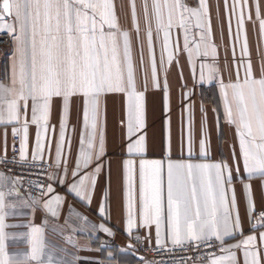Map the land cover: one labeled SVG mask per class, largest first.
I'll return each mask as SVG.
<instances>
[{
    "label": "snow or ice",
    "instance_id": "snow-or-ice-1",
    "mask_svg": "<svg viewBox=\"0 0 264 264\" xmlns=\"http://www.w3.org/2000/svg\"><path fill=\"white\" fill-rule=\"evenodd\" d=\"M131 25L139 37V14L136 0H128ZM225 12L229 18H236L237 42L243 36L242 55L248 56V44L245 32V20L252 22L255 29L259 26V35L264 39V15L261 4L256 0H232L229 9L228 0H224ZM255 9V19L252 9ZM140 13L146 25L149 55H152V25L157 34L163 33L161 68L164 55L171 64L173 52L170 48V33L179 28L184 33V51L187 52L189 63L193 55L216 57L215 46L211 39L210 15L208 0H194L189 5L187 0H140ZM219 15V13H217ZM193 21L196 29H203L200 42L190 48L188 33ZM0 30H6L11 36L14 48L12 53L11 87L0 84V124L19 123L21 112L27 116L28 102L31 101V121L37 126L36 148L33 159L42 154L40 129L46 130L50 113V102L53 97L62 98L65 112L68 100L72 96L84 98L83 121L89 129L87 141L81 136L80 152L72 171L73 180L67 191L74 194L80 201L90 202L95 187V176L101 167L97 163L93 172H85L93 160L99 161L104 151V137L100 133L99 143L96 142L98 98L105 93H123L127 103V154L143 156L145 136L140 134L144 129L143 93L137 91L135 67L132 58L129 32L123 30L115 10L113 0H0ZM143 65V53L140 57ZM244 67L241 80L239 72L235 82L219 83L224 102L225 120L235 127L239 141V161L243 163L244 173L248 179L256 175L264 178V67L259 77L253 74L251 62ZM200 80H213L218 69L209 64H201ZM208 75L205 77L204 69ZM152 83L158 87L156 64L151 60ZM147 81L145 79V87ZM189 93H185L187 99ZM165 110H167V84L165 83ZM187 110V108H186ZM203 111V108H201ZM27 119L23 124L24 140L21 144L20 157L25 158L27 141ZM167 124V122H166ZM65 126L64 116L61 117V142ZM17 129L13 127V136ZM61 142L57 143L56 166L60 165ZM167 146V140H166ZM189 160L168 159L166 165V200L167 237L173 245L183 246L185 243L212 247L213 240L219 242L221 254H211L208 264H238L236 250L243 252V264H264V231L256 235H247L242 240L227 244L226 238L234 233L242 234V223L236 211L234 195L231 201L226 193L231 190L233 176L226 162L192 163L191 142L188 144ZM200 155L206 157V140H200ZM233 161L238 160L233 153ZM164 173L163 160L140 159L139 162V226H155L157 244L161 243V231L165 224L164 206ZM67 161H65V176ZM0 179H4L0 173ZM49 179H54L49 176ZM61 185L66 183L61 178ZM124 210L126 231L131 233L136 226L134 206V161H124ZM0 187H4L0 185ZM264 188V185H262ZM0 190V264H65L54 259L47 250L43 229L32 225H9L5 223L7 213L6 197L13 194ZM246 200L248 223L252 229L254 205L249 184L243 185ZM47 193H52V185L47 186ZM18 195V193H17ZM106 195V194H105ZM35 200H33V204ZM62 203L60 195H52L44 203V208L57 216L56 206ZM25 206H27L25 202ZM264 207V197H262ZM104 201L99 206V215L106 219ZM257 220L264 224V211ZM9 227H27L26 233L17 234L26 239L28 250L23 254L10 256L6 251L5 241ZM99 230L113 235L111 230L101 223ZM139 239V237H137ZM69 242L71 240L69 239Z\"/></svg>",
    "mask_w": 264,
    "mask_h": 264
},
{
    "label": "crops",
    "instance_id": "crops-1",
    "mask_svg": "<svg viewBox=\"0 0 264 264\" xmlns=\"http://www.w3.org/2000/svg\"><path fill=\"white\" fill-rule=\"evenodd\" d=\"M115 10L119 17V23L123 30L129 32L131 41L132 58L135 67V79L137 91L143 93L144 129L138 135L145 136V151L143 156L127 154V103L123 93H105L98 98L96 142L99 143L100 133L104 137L105 154L99 161L93 163L85 172L94 171L97 163L101 170L95 176V187L90 202L80 201L74 194L67 191L72 182V171L76 165V159L80 152L81 136L85 142L89 129H86L83 121L84 98L72 96L68 100L67 110L64 109L62 98L53 97L50 102V113L46 130L40 129L42 143L44 145L42 154H37L35 160L53 164L50 173L54 179H49L48 185L53 188L52 193H47V187L41 197H33L26 194L20 187L19 182L4 174L0 179V190L13 189V194L6 197L7 213L5 223L9 225H32L43 229L47 250L51 251L57 261L65 264H146L140 263L136 252L128 245V237L135 232L140 233L146 242L152 247L173 245L167 237L166 227V165L168 159L189 160L188 144L191 142L192 163H219L226 162L232 171V184L226 195L231 201L233 190L236 199V211L242 223V234L234 233L233 237L226 238L227 244L236 243L247 235L259 236L264 231L259 222L252 229L248 223L246 212V200L243 185L249 184L252 191L254 214L262 207L264 197V178L259 175L248 179L244 173L243 163L239 161V141L236 136L235 127L229 125L225 120L224 102L220 92L219 83L222 80L227 84L235 82L237 72L242 80L244 67L250 61L253 74L259 77L264 67V39L259 35L258 23L253 28L252 22L245 20V32L248 44V56L242 55L243 36L237 42L236 18H229L225 12L224 0H208L211 39L210 43L215 46L216 57H203L193 55L189 63L187 52L184 51V33L179 28H174L170 33V48L173 52L171 64L167 62V54L164 55V65L161 68V54L163 46V33L157 34L155 25H152V55H149L146 25L142 13H140V0H136L139 14V37L131 25L130 10L127 7L128 0H113ZM256 0H249L254 4ZM261 12L264 15V0H259ZM189 5L194 0H187ZM229 9L232 0H228ZM219 13V15H217ZM255 19V9H252ZM194 21L188 33L189 46L194 48L195 43L200 42V33L203 29H196ZM6 31V30H4ZM13 42L6 50L4 59L0 63V84L11 87L12 76V53ZM143 53V65L140 57ZM154 58L157 72L158 87L152 83L151 60ZM209 64L218 69L216 78L213 80H200L201 64ZM205 77L208 70H204ZM145 79L147 86L145 87ZM165 83L167 84V110H165ZM189 93L187 99L184 94ZM187 108V110H186ZM203 108V111H201ZM64 116L65 126L61 142V117ZM25 119L29 121L27 128V141L25 146V158L33 159L36 148L37 126L31 121V101L28 102L27 116L21 112L19 123L0 124V156L9 154L13 144H18L19 152L24 140L23 124ZM167 122V124H166ZM13 127L17 134L13 136ZM206 140V157L200 155V140ZM167 140V146H166ZM61 142L60 165L56 166L57 143ZM233 153L238 160L239 176L237 174V163L233 161ZM163 160L165 163L164 173V206L165 224L161 231V243L157 244L155 226H139V162L140 159ZM134 161V206L136 226L131 233L126 231L124 210V161ZM65 161H67V175L65 176ZM66 183H59L61 178ZM47 185V186H48ZM18 193V195H17ZM106 194V195H105ZM52 195H60L62 203L56 206L57 216H52L44 208L46 200ZM33 200L35 203L33 204ZM101 201L105 204L106 219L99 215ZM25 202L27 206H25ZM103 223L113 235L99 230ZM9 237L5 241L6 251L10 256L23 254L28 250L26 239L17 234L26 233L27 227H9L5 230ZM69 239L71 242H69ZM187 244V243H185ZM220 255V254H219ZM238 264H243L242 250H236ZM195 264H208V259Z\"/></svg>",
    "mask_w": 264,
    "mask_h": 264
},
{
    "label": "built area",
    "instance_id": "built-area-1",
    "mask_svg": "<svg viewBox=\"0 0 264 264\" xmlns=\"http://www.w3.org/2000/svg\"><path fill=\"white\" fill-rule=\"evenodd\" d=\"M10 42L11 36L9 33L0 30V63L4 59L6 50L10 47ZM52 170V163L34 159H21L18 144H13L6 156H0V171L16 179L21 189L33 197H41L44 194ZM261 211L264 210L254 214V223L259 222L257 217ZM261 227L264 229V224H261ZM212 244V247L203 243L198 246L187 243L183 246L152 247L138 232L132 233L128 237V245L138 255L139 262L146 264H195L202 262L207 260L213 253L216 255L221 254L219 242L213 240Z\"/></svg>",
    "mask_w": 264,
    "mask_h": 264
}]
</instances>
